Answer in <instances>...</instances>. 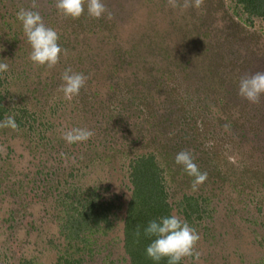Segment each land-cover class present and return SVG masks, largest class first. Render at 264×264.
Here are the masks:
<instances>
[{
  "label": "rangeland",
  "instance_id": "obj_1",
  "mask_svg": "<svg viewBox=\"0 0 264 264\" xmlns=\"http://www.w3.org/2000/svg\"><path fill=\"white\" fill-rule=\"evenodd\" d=\"M103 3L100 19L73 20L56 0H0V120L17 124L0 128V264H132L124 224L142 158L169 215L199 233L200 264H264V96L238 94L264 71V19L236 0ZM21 9L57 31L66 54L53 68L30 60ZM69 67L88 77L72 100ZM77 127L93 135L66 143ZM181 151L207 173L195 191Z\"/></svg>",
  "mask_w": 264,
  "mask_h": 264
},
{
  "label": "clouds",
  "instance_id": "obj_2",
  "mask_svg": "<svg viewBox=\"0 0 264 264\" xmlns=\"http://www.w3.org/2000/svg\"><path fill=\"white\" fill-rule=\"evenodd\" d=\"M202 0H186L185 7L199 8ZM175 6V4H173ZM56 8L65 18L73 20L80 18L85 10L87 15L100 19L107 9L103 0H56ZM110 16V14H109ZM23 33L31 47L30 60L38 66L53 68L59 62L62 49L57 31L47 27L38 11L21 9L17 12ZM6 59H0V73L9 70ZM61 90L65 99L72 100L80 94L88 79L83 73L74 72L70 67L63 72ZM238 94L252 104H257L264 96V71H257L251 76L242 77L239 81ZM227 127V125L225 126ZM0 128L16 129L13 116L0 120ZM93 135L87 128H72L63 134L68 144L87 142ZM175 163L182 166L188 176L192 177V188L197 190L207 179V173L201 172L194 162L193 156L187 151H181L175 156ZM144 234L151 239L145 249L146 255L154 264L167 260V264H181L189 260L191 264H200L201 253L197 251L200 235L186 220L177 215L162 216L152 220L144 229Z\"/></svg>",
  "mask_w": 264,
  "mask_h": 264
},
{
  "label": "trees",
  "instance_id": "obj_3",
  "mask_svg": "<svg viewBox=\"0 0 264 264\" xmlns=\"http://www.w3.org/2000/svg\"><path fill=\"white\" fill-rule=\"evenodd\" d=\"M236 2L248 13L264 19V0H236ZM131 182L134 188L129 204L130 212H127L124 224L125 245L132 264H151L145 253L147 241L143 239L147 236L144 234V229L150 222V216L158 219L169 215L162 177L152 158L146 160L142 158L133 162Z\"/></svg>",
  "mask_w": 264,
  "mask_h": 264
}]
</instances>
